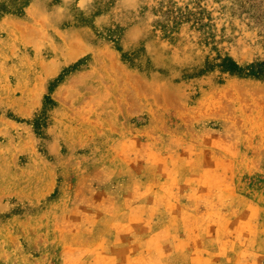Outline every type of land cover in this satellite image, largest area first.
I'll return each mask as SVG.
<instances>
[{
	"label": "rangeland",
	"instance_id": "374dc122",
	"mask_svg": "<svg viewBox=\"0 0 264 264\" xmlns=\"http://www.w3.org/2000/svg\"><path fill=\"white\" fill-rule=\"evenodd\" d=\"M254 1L0 0V264H264Z\"/></svg>",
	"mask_w": 264,
	"mask_h": 264
},
{
	"label": "trees",
	"instance_id": "16d2710c",
	"mask_svg": "<svg viewBox=\"0 0 264 264\" xmlns=\"http://www.w3.org/2000/svg\"><path fill=\"white\" fill-rule=\"evenodd\" d=\"M240 5L243 3L254 4V0H240ZM243 2V3H242ZM259 4V3H258ZM255 5V4H254ZM261 5H264L262 3ZM204 67L199 70V72H203L205 69H212L213 67H217L220 72H226L230 75L233 74H243V75H251V76H258L264 81V61L261 62H253L246 64L244 67H240L237 65L230 57L227 55L221 57L217 62L211 63L208 59L204 61Z\"/></svg>",
	"mask_w": 264,
	"mask_h": 264
}]
</instances>
